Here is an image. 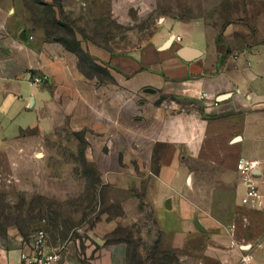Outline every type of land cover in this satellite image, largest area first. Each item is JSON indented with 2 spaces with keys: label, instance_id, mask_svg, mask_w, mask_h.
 I'll use <instances>...</instances> for the list:
<instances>
[{
  "label": "crops",
  "instance_id": "0c3cea01",
  "mask_svg": "<svg viewBox=\"0 0 264 264\" xmlns=\"http://www.w3.org/2000/svg\"><path fill=\"white\" fill-rule=\"evenodd\" d=\"M106 1L117 26L135 28L146 20L159 26L145 45L126 53L85 42L104 81L87 77L59 42L26 31L11 4L0 0L3 136L55 125L45 116L63 109L67 127L88 132L104 153L130 156L137 170L156 169L154 213L181 248L183 264H264V0H246L244 19L214 36L200 24L173 20L157 0ZM181 47L199 54L183 60L176 54ZM33 78L46 81L34 84ZM240 158L260 163L255 179L262 210L241 203L246 186L236 171ZM194 161L221 171L224 185L233 187L235 209L223 220L193 214L184 186ZM195 216L205 232L195 228ZM94 242L85 247L87 264H126L121 245ZM29 250L15 235L0 237V264H20V254Z\"/></svg>",
  "mask_w": 264,
  "mask_h": 264
},
{
  "label": "rangeland",
  "instance_id": "374dc122",
  "mask_svg": "<svg viewBox=\"0 0 264 264\" xmlns=\"http://www.w3.org/2000/svg\"><path fill=\"white\" fill-rule=\"evenodd\" d=\"M157 1L173 20L200 24L213 36L244 19L246 2ZM7 2L32 35L83 51L89 41L109 53H126L145 45L159 26L155 20L135 28L117 26L106 0ZM62 110L45 116L55 125L44 131L27 129L5 138L0 128V237L15 235L22 242V234V243L35 249L42 233L44 249L58 252L61 264H87L85 247L96 240L105 248L121 245L126 264H183L181 248L171 233L162 232L154 213L156 169L137 170L130 156L104 153L88 132L67 127ZM192 169L184 192L193 214L207 222L223 220L235 209L233 187L224 185L222 172L209 164L194 161Z\"/></svg>",
  "mask_w": 264,
  "mask_h": 264
},
{
  "label": "built area",
  "instance_id": "2783aa9c",
  "mask_svg": "<svg viewBox=\"0 0 264 264\" xmlns=\"http://www.w3.org/2000/svg\"><path fill=\"white\" fill-rule=\"evenodd\" d=\"M176 41H180V37H176ZM46 81V78H33L34 84ZM205 97V95H203ZM259 161H251L240 158L236 163V171L242 178L246 186V196L242 198L241 203L250 210L259 211L263 209V198L259 195L255 179V172L259 167ZM36 248H30L28 252L20 254V264H58L60 255L58 252H43L45 248L44 235L39 233L38 239L35 241Z\"/></svg>",
  "mask_w": 264,
  "mask_h": 264
},
{
  "label": "trees",
  "instance_id": "16d2710c",
  "mask_svg": "<svg viewBox=\"0 0 264 264\" xmlns=\"http://www.w3.org/2000/svg\"><path fill=\"white\" fill-rule=\"evenodd\" d=\"M53 41L59 42L67 50L71 51L73 54H75L77 56V58L79 60L80 69L83 72H85V75L87 77H90V78H92V77H100V78H102L101 76H104V78L106 79L107 75H106L105 71L103 69H101L100 67H98L97 65H95L93 63V61L89 58V56H87L84 53V51L81 50V48L79 46L75 45L73 48H71L66 42H64L62 40L57 39V40H53ZM82 61L87 62L89 64V66H84ZM20 236L22 238V242L24 243L25 242L24 236L22 234Z\"/></svg>",
  "mask_w": 264,
  "mask_h": 264
},
{
  "label": "water",
  "instance_id": "95a60500",
  "mask_svg": "<svg viewBox=\"0 0 264 264\" xmlns=\"http://www.w3.org/2000/svg\"><path fill=\"white\" fill-rule=\"evenodd\" d=\"M19 38H20L21 40L25 41V35H24V32L21 33V36H20ZM172 38H173V36H171V37L165 42V44L162 46L161 49H164V48H166L167 46H169V44H171V42H172V40H173ZM191 52H192V53H191ZM193 52H194V53H193ZM176 54H177V56H178L179 58L188 61V60H190V59L192 58L190 54H194V55L196 54V55H198L199 53H198L197 51H192V50H190V49L187 48V47H181V48H179V49L176 51ZM192 56H193V55H192ZM143 92H144V93H149V94H154V93H155V91L152 90V89H145V90H143ZM30 102L33 103V99H31ZM170 202H171L170 199H167L166 202H165V208H166L167 210L171 209ZM193 222H194V226H195V228H196L199 232H205V228L202 226V224L200 223L199 218H198L197 216H195V217L193 218Z\"/></svg>",
  "mask_w": 264,
  "mask_h": 264
}]
</instances>
